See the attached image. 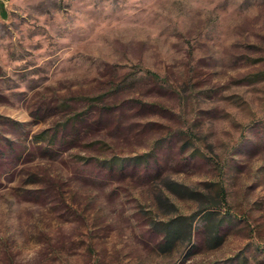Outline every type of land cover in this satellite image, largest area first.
Returning <instances> with one entry per match:
<instances>
[{"label": "rangeland", "instance_id": "374dc122", "mask_svg": "<svg viewBox=\"0 0 264 264\" xmlns=\"http://www.w3.org/2000/svg\"><path fill=\"white\" fill-rule=\"evenodd\" d=\"M113 82L121 88L106 101L123 104L106 113L104 137L125 158L159 138L150 162L109 180L99 144L90 143L103 137L96 131L43 156L35 134L71 110L61 103L81 111L85 97L109 93ZM26 145L37 146L32 160L8 170ZM219 185L227 200L216 215L196 214L190 239L157 245L156 222L196 213ZM95 259L264 264V0L8 5L0 18V264Z\"/></svg>", "mask_w": 264, "mask_h": 264}, {"label": "trees", "instance_id": "16d2710c", "mask_svg": "<svg viewBox=\"0 0 264 264\" xmlns=\"http://www.w3.org/2000/svg\"><path fill=\"white\" fill-rule=\"evenodd\" d=\"M148 73V75H151L155 81L161 79L155 72L148 71ZM127 80L128 78H125L122 81L127 82ZM120 88L121 87L118 83L113 82L112 86L109 88V93L107 92L108 94L104 92L95 97H85L83 99V106L85 107L81 111H76V107H73L70 103H61L60 107H69L71 110L64 108L65 111L60 115L61 119L55 124V126L45 128L35 134L34 141L44 143L42 155L55 156L56 154H59L60 151L77 147L80 145V142L85 135L87 136L91 131H96L100 132L103 137L90 141V143L99 144L97 147L99 155H97L96 160L99 161V165L102 166L104 170L110 172L108 177L109 180L123 181L129 176L128 170L131 164L136 165L137 163L142 162L149 163L152 156L157 153L159 138L155 139L153 147L150 150L141 154H136L132 158H125L116 152L117 150L113 149L104 137L106 133H104L103 125L108 120L106 118V113H110L112 112L111 110L118 107L117 112L120 114L119 106L123 104L121 101L122 99L116 101L115 104L111 102L108 103L106 99L110 94H118L117 91ZM136 101H139L142 105L144 104V101L141 99H136ZM9 147L12 149L14 148L13 144H10ZM36 150L37 146L35 145H31L30 147H27V145L24 146L23 149H21V152L17 153L16 159L10 163L11 165L8 170H11L22 161L32 160L29 155L33 156ZM84 158L85 161L90 159L89 156ZM117 174L120 175L116 177ZM103 181L100 182L105 183ZM44 192L47 193L48 191L45 190ZM225 200H227L226 190L222 185H219L216 194L211 193V196L207 197L208 204L200 206L196 213L191 215H177L166 221L160 223L156 222L155 224L158 226V229H160L159 231H156V234L158 237L161 236L156 242L157 245L162 249H167L174 246L180 236H186L190 239L192 236V220L195 215L202 213L205 218L211 219L217 214V207H220ZM92 264H99L98 259H95Z\"/></svg>", "mask_w": 264, "mask_h": 264}, {"label": "crops", "instance_id": "0c3cea01", "mask_svg": "<svg viewBox=\"0 0 264 264\" xmlns=\"http://www.w3.org/2000/svg\"><path fill=\"white\" fill-rule=\"evenodd\" d=\"M14 0H0V18H4L8 14V5Z\"/></svg>", "mask_w": 264, "mask_h": 264}]
</instances>
